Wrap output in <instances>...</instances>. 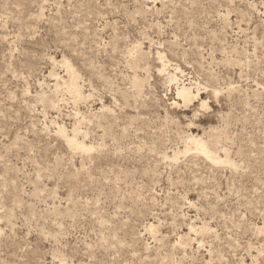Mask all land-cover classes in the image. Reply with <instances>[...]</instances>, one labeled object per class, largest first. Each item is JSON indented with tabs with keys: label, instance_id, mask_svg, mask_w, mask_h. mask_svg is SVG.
Segmentation results:
<instances>
[{
	"label": "rangeland",
	"instance_id": "1",
	"mask_svg": "<svg viewBox=\"0 0 264 264\" xmlns=\"http://www.w3.org/2000/svg\"><path fill=\"white\" fill-rule=\"evenodd\" d=\"M0 264H264V0H0Z\"/></svg>",
	"mask_w": 264,
	"mask_h": 264
},
{
	"label": "bare ground",
	"instance_id": "2",
	"mask_svg": "<svg viewBox=\"0 0 264 264\" xmlns=\"http://www.w3.org/2000/svg\"><path fill=\"white\" fill-rule=\"evenodd\" d=\"M182 93H186V92H188V90L185 88V87H183L182 88V91H181ZM77 144V143H76ZM81 144V143H80ZM196 145L198 146V147H200L201 149H203V146H204V144H200V142L198 143V142H196ZM78 146H80V145H78ZM81 147L84 149V148H87L84 144L83 145H81Z\"/></svg>",
	"mask_w": 264,
	"mask_h": 264
}]
</instances>
